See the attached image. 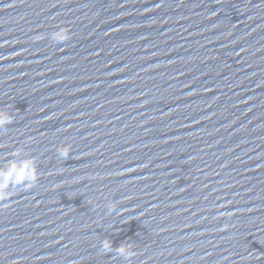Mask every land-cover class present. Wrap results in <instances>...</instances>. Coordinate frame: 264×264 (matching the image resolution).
<instances>
[{
  "label": "water",
  "instance_id": "obj_1",
  "mask_svg": "<svg viewBox=\"0 0 264 264\" xmlns=\"http://www.w3.org/2000/svg\"><path fill=\"white\" fill-rule=\"evenodd\" d=\"M0 108V264H264V0H0Z\"/></svg>",
  "mask_w": 264,
  "mask_h": 264
},
{
  "label": "clouds",
  "instance_id": "obj_2",
  "mask_svg": "<svg viewBox=\"0 0 264 264\" xmlns=\"http://www.w3.org/2000/svg\"><path fill=\"white\" fill-rule=\"evenodd\" d=\"M38 36H36V38H38ZM52 38L57 42H63L71 38V31L64 26H59L58 30L52 33ZM13 120L14 117L8 109L0 108V127L12 123ZM69 153L70 149L68 146H64L60 150V154L63 157H67ZM22 154L23 150L17 148L12 153V156L19 157L22 156ZM39 178V168L34 156L8 160L5 166H0V201L9 200L18 188L22 187L25 190L33 188L37 184ZM115 209L116 206L113 205L112 210ZM102 247L105 251L111 250V240L105 239L102 241ZM116 251L126 258H131L136 254L131 244H122L116 248Z\"/></svg>",
  "mask_w": 264,
  "mask_h": 264
}]
</instances>
